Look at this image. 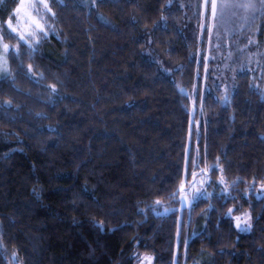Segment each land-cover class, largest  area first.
Masks as SVG:
<instances>
[{"label":"trees","instance_id":"obj_1","mask_svg":"<svg viewBox=\"0 0 264 264\" xmlns=\"http://www.w3.org/2000/svg\"><path fill=\"white\" fill-rule=\"evenodd\" d=\"M211 2L50 0L47 35L0 32V264H264V6L239 31Z\"/></svg>","mask_w":264,"mask_h":264},{"label":"rangeland","instance_id":"obj_2","mask_svg":"<svg viewBox=\"0 0 264 264\" xmlns=\"http://www.w3.org/2000/svg\"><path fill=\"white\" fill-rule=\"evenodd\" d=\"M46 2L49 4L50 0H46ZM23 5V7H21ZM31 5H36V8L31 7ZM40 0H20L19 4V11H16V18L12 19L13 26L16 28L17 34L23 35L26 39L27 36H30V33H35L38 30L35 28V22H39L41 25H43L42 17L46 14V11L44 8L39 7ZM231 16L235 17L237 26L233 28V30H237V28L241 25L242 19L246 21L245 25L238 28L240 31L243 29V27H246L248 25V22L252 18L251 12H246L243 9L235 8V10L231 13ZM216 19V18H215ZM219 25V23H218ZM221 30L227 31L224 28H220ZM221 30H218L216 26V32L217 34H222ZM1 36V34H0ZM4 41L2 40V44ZM0 55H3L2 49L0 48ZM252 73L256 80L257 87L261 88L264 92V68H252ZM182 94L184 96L189 95L187 91H185L184 87L181 86ZM225 98H228L229 96L221 95L219 97V100L223 101ZM204 169L206 167L202 166ZM211 182V176L207 172L202 173L201 175L197 176L192 180L190 185L186 187L185 190H183V193H181L180 203L177 205L172 206H162L160 209H156L155 213L158 215H166L173 211H179L180 212V220L182 221L184 219V211L188 209L191 210L194 202L201 198V197H209L211 193H208V186ZM228 190H222V193L228 194ZM257 196H262L264 194V185L258 187L255 193ZM230 215V214H229ZM234 216L235 224L237 225V217L241 218V228L245 227L246 225L243 223V220L245 217H248V223L251 224V228L248 231H241L239 228L238 230L240 233H248L252 229V223L253 219L251 216V212L249 210L241 211ZM190 220V217H187V221ZM136 257L138 258L137 264H148L147 261L144 260L145 257L151 258V264H154V256L152 254H139L136 253Z\"/></svg>","mask_w":264,"mask_h":264},{"label":"snow or ice","instance_id":"obj_3","mask_svg":"<svg viewBox=\"0 0 264 264\" xmlns=\"http://www.w3.org/2000/svg\"><path fill=\"white\" fill-rule=\"evenodd\" d=\"M93 2H95V0H93ZM259 3L261 6H264V0H259ZM206 4H207V0H206ZM21 7H23V5H21ZM31 7L36 8L37 6L31 5ZM39 7L44 8L45 11L48 13L52 12V10L49 7V4L46 2V0H40ZM208 7L210 8V14L212 16H215L216 10L218 7L216 0H212V2L208 5ZM220 7H231V8L243 9L246 12H249V11L252 12L253 15H255V12L259 10L257 8V4H256L255 0H228L227 3L221 4ZM17 11H19V9H17ZM52 14L54 15V13H52ZM34 26L40 33L47 35V32H46L44 26L41 25L38 21L35 22ZM8 30H10L11 32H16V28L13 26L11 17L6 21V28L0 27V32H7ZM29 35L34 36L35 33H30ZM3 38H4L3 36H0V41H2ZM19 39L24 41L25 43H28V40H26L23 35H20ZM250 43H251V41H250ZM29 46H31V45H29ZM0 48H2V53H3V55H0V74H2L3 76H8V75H10V71L7 67V62H8L7 61V54L10 51L9 45L7 43H3L2 45H0ZM16 48H19V44H17ZM11 51L13 52V54H15L16 49H12ZM30 70H31V68H30ZM50 87H52V90L55 91L54 85H52ZM8 103L10 104L11 102L9 101ZM156 203L159 204L160 201H157ZM229 214H231V212ZM236 219H237V225L236 226L241 231H248L251 228V224L248 223V219H249L248 217H245L243 220V223L246 225L243 228H241V218L237 217ZM98 227H100L101 230L103 229L102 222H101V224L98 225ZM0 247H2V245H0ZM144 260L147 261L148 264H151V258L150 257H145Z\"/></svg>","mask_w":264,"mask_h":264}]
</instances>
